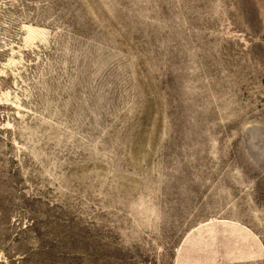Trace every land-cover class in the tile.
Masks as SVG:
<instances>
[{"label": "rangeland", "instance_id": "374dc122", "mask_svg": "<svg viewBox=\"0 0 264 264\" xmlns=\"http://www.w3.org/2000/svg\"><path fill=\"white\" fill-rule=\"evenodd\" d=\"M0 264H264V0H0Z\"/></svg>", "mask_w": 264, "mask_h": 264}]
</instances>
